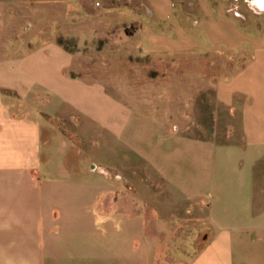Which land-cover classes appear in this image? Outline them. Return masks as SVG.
Returning <instances> with one entry per match:
<instances>
[{"label": "crops", "instance_id": "obj_1", "mask_svg": "<svg viewBox=\"0 0 264 264\" xmlns=\"http://www.w3.org/2000/svg\"><path fill=\"white\" fill-rule=\"evenodd\" d=\"M0 264H264V0H0Z\"/></svg>", "mask_w": 264, "mask_h": 264}, {"label": "rangeland", "instance_id": "obj_2", "mask_svg": "<svg viewBox=\"0 0 264 264\" xmlns=\"http://www.w3.org/2000/svg\"><path fill=\"white\" fill-rule=\"evenodd\" d=\"M174 1L175 0H173V2ZM121 7H123V10L125 11L124 13H126V10H127L126 7H124V6H121ZM53 16L55 18L54 19V22L55 23H61L62 19L64 21L66 19L65 16L63 18V15H62L61 11L60 10H57V9H54L53 10ZM69 17L71 19L73 18L75 20V22H77L79 20V17H82V15H81V13H78V12H71L69 14ZM70 18L68 19V21H69V23H72V21H70ZM60 26H61V24H60ZM168 31H170V30H168ZM57 38H58L59 41H62V43L67 48L73 49L75 47V39L73 37H65V36L63 37V35H61L59 33V35H58ZM153 64L154 63L147 62V60H143V59H139L138 58V60H136L135 67H137L141 71V74H139V76L141 78V80L138 83L139 86L137 87L136 86L137 84H135L134 87H136V88L134 89V91H129L128 92V91H126V89L124 87H120V86L125 85V81L126 80L131 79L133 81V79L132 78H126V77H118L117 78V80H118V86H119V88H121V90L118 91L117 95L119 97H121L123 100H127L128 102H133L135 104L142 102V100L143 101L146 100V98L143 99L141 97V94L142 93L138 89H141L142 88L141 85L148 84V80H150V79L146 75L147 74V71H148L147 68L150 67V66H152ZM166 64H167L165 66L166 68L172 67L171 65L169 66L168 63H166ZM107 79H109V78H107ZM134 81H135V78H134ZM86 93L87 92L80 93L79 94V97H82V96L84 97V96H87V95L89 96V93L88 94H86ZM144 94L146 95L147 93H144ZM172 95H173L172 93L166 94L167 97H171ZM171 111L172 110H170L168 112H171ZM159 112H160V114H159L160 117H163L165 115L166 116H169V113L168 112H167L168 114L167 113L165 114V111H164L163 114H161L162 113V110L159 111ZM184 112H185V110H183V114H184ZM198 112H199V114H200L201 119H202L203 122L201 124H197V123L193 124L192 123V121H194V118L192 117L193 114H192V112L190 110H187V114H186L188 116L186 118L187 124L185 123L184 125H182V128H185V129L187 128L186 129L187 132H190V131H192V129H195V128L198 129V132H205L206 130L209 131V126L210 125L207 123V119H208L207 118V114H206L207 113V110L201 109ZM172 117H173V114L170 115V118H172ZM173 125H174V123L171 122V126L172 127H173ZM171 126H170V124L166 123V124H163L162 127H163V130L168 131ZM217 128H221V127L218 126ZM214 131H216V128L215 127H214ZM133 161L135 162V164H134L135 166H142V163L141 162H139V161L137 162V158H135ZM132 177L134 178L133 179L134 181H137L139 179L136 174H134ZM199 242H200V239H199Z\"/></svg>", "mask_w": 264, "mask_h": 264}, {"label": "trees", "instance_id": "obj_3", "mask_svg": "<svg viewBox=\"0 0 264 264\" xmlns=\"http://www.w3.org/2000/svg\"><path fill=\"white\" fill-rule=\"evenodd\" d=\"M59 42H60L61 44H63L62 41H59ZM136 60H138V58H137Z\"/></svg>", "mask_w": 264, "mask_h": 264}]
</instances>
